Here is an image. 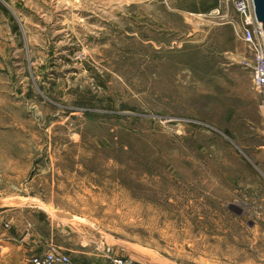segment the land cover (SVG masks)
Segmentation results:
<instances>
[{"label":"rangeland","instance_id":"374dc122","mask_svg":"<svg viewBox=\"0 0 264 264\" xmlns=\"http://www.w3.org/2000/svg\"><path fill=\"white\" fill-rule=\"evenodd\" d=\"M235 2L0 0V264H264V92Z\"/></svg>","mask_w":264,"mask_h":264},{"label":"built area","instance_id":"2783aa9c","mask_svg":"<svg viewBox=\"0 0 264 264\" xmlns=\"http://www.w3.org/2000/svg\"><path fill=\"white\" fill-rule=\"evenodd\" d=\"M234 11L240 19L236 28V34L247 45L256 60L252 66L253 83L257 90L264 92V26L258 21L255 13L254 0H236ZM31 264H86L84 261L75 259L72 255L57 250H51L33 255ZM99 264H145L129 256L119 254L108 255Z\"/></svg>","mask_w":264,"mask_h":264},{"label":"crops","instance_id":"0c3cea01","mask_svg":"<svg viewBox=\"0 0 264 264\" xmlns=\"http://www.w3.org/2000/svg\"><path fill=\"white\" fill-rule=\"evenodd\" d=\"M42 220L43 221H47V218L42 219ZM48 224H49V226L52 227L51 229L54 231V234H56L57 236L60 235L59 226H56L54 223H48ZM29 225L32 226L33 224L29 223ZM33 231L34 232H32V233L31 232H28L25 235L26 239L27 238L30 239V237H31V241L32 242H36V243L37 242H40L41 243V246H44L45 244H47V246H48V244H50L52 242H55V240H54V234L53 233L52 234H45V233H41L39 231H36L35 229ZM24 241H25V239H24ZM56 242H55V244H58V242L57 243ZM44 247L39 248V250H41V251L44 250ZM75 259H77V258H75ZM78 260H80V259H78ZM81 261H84V260H81ZM84 263H86V264H99V263H101V261H98V262H96V261H93V262L84 261Z\"/></svg>","mask_w":264,"mask_h":264},{"label":"water","instance_id":"95a60500","mask_svg":"<svg viewBox=\"0 0 264 264\" xmlns=\"http://www.w3.org/2000/svg\"><path fill=\"white\" fill-rule=\"evenodd\" d=\"M255 5V13L256 17L259 22H261L264 26V0H254ZM4 203V200H0V205ZM57 215L61 216L62 218H69L62 213H56Z\"/></svg>","mask_w":264,"mask_h":264},{"label":"bare ground","instance_id":"6f19581e","mask_svg":"<svg viewBox=\"0 0 264 264\" xmlns=\"http://www.w3.org/2000/svg\"><path fill=\"white\" fill-rule=\"evenodd\" d=\"M4 203H5V200H4ZM1 206V205H0ZM57 250H59V251H62V250H60L59 248H57V247H55ZM52 249V248H51ZM50 249V250H51ZM49 251V250H48ZM47 252V251H46ZM45 253V252H44ZM40 254H43V253H40Z\"/></svg>","mask_w":264,"mask_h":264},{"label":"trees","instance_id":"16d2710c","mask_svg":"<svg viewBox=\"0 0 264 264\" xmlns=\"http://www.w3.org/2000/svg\"><path fill=\"white\" fill-rule=\"evenodd\" d=\"M216 5L218 4V0H216V3H215ZM3 9L5 10V8L3 7ZM43 218L45 217V216H42Z\"/></svg>","mask_w":264,"mask_h":264}]
</instances>
